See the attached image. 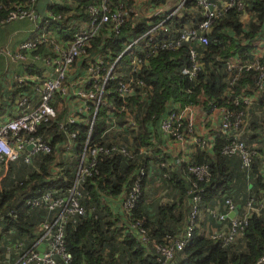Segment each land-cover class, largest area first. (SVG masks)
<instances>
[{"label": "trees", "instance_id": "obj_1", "mask_svg": "<svg viewBox=\"0 0 264 264\" xmlns=\"http://www.w3.org/2000/svg\"><path fill=\"white\" fill-rule=\"evenodd\" d=\"M150 1L157 6L164 0ZM36 2L33 4L34 11ZM97 2L60 0V3L48 9L54 19L44 15L41 24L48 27L49 33L57 38V43L68 42L80 30L92 29L87 9ZM239 3L240 9L234 5L212 21L206 34V45L182 44L176 51H159L145 60L141 58L142 67L138 77L150 88L151 95L136 112L130 111V117L135 121L134 128L126 127V117L117 113L116 108L121 103L112 85L108 87L111 94L102 95V101L107 100L112 109L99 105L93 115V106L88 104V111L81 114L76 123L67 125L64 117L66 103L61 116L38 127L37 135L47 143L50 153L32 156L29 164L21 160V168L32 165L35 168L26 178L20 173L21 169L15 174L13 167L7 165V173L1 180L0 264L14 262V254L9 260L4 258L6 247L21 242L25 250L38 239L37 228L46 213L41 209L28 208L25 201L45 191L64 195L71 186L77 159L86 141L89 145L106 142L108 146L114 142L116 149H124L129 157L119 153L107 157L97 156L96 173L79 187L78 200L84 214L82 217L68 219L64 225L63 247L69 260L64 262L58 259V264H161L152 244H162L167 236L175 239L183 234L192 205L188 194L193 177L188 173V168L201 165L207 167L208 177L197 184L203 191L195 218L197 227L176 255L173 264H254L260 257H264V87L257 89V75L253 71H241L230 91L237 95L241 89H246L247 95L252 91H259V95L248 109L242 104L234 105L233 97L225 94L232 73H228L224 65L231 59L243 63L251 61L256 49L254 41L264 40V0H239ZM30 5V0H0V20L14 9H26ZM128 8L132 9V13L127 15L117 34H113L109 24L97 30L86 47V57L90 54L98 56L108 67L127 44L149 29L148 23L154 25L159 22V19L153 16L146 18L140 10L138 12L136 7L133 8V0H110L111 11L108 14ZM183 8L191 10L195 17H200L195 0L185 1ZM242 14L247 15L246 22L241 21ZM58 15L60 19H56ZM177 21L171 26L169 21L165 23L169 35L175 36L187 27L185 21ZM190 50L195 54L193 61L189 57ZM133 53H139V49ZM128 57L123 54L119 61L125 63ZM192 62L199 64L195 76L182 75L181 69H189ZM84 67L83 60L79 61V68ZM29 74H35V71L31 70ZM31 86H12L9 93L0 92V115L3 114L5 104L11 107L25 90H31ZM74 101V97L66 99V102ZM132 101L133 98H127L126 105L130 106ZM186 106H194L202 118L210 114L211 107L226 108L233 117L240 116L241 119L242 116L239 127L242 139L247 149L255 152L247 173L241 170L237 156L226 157L221 153L227 141L225 136L217 134L211 150L195 146L196 151L187 162L174 166L159 155V138H165L159 134L158 120ZM252 118L256 119V125L252 124L249 128L254 130H243ZM199 119H194L196 127ZM91 120L92 128L89 131ZM109 123H115L120 132L101 136ZM59 124L63 128H59ZM194 133L200 135L195 130ZM71 134H74L73 138ZM62 143L70 144L68 152L63 149ZM141 149L149 152L140 154ZM64 159L69 161L67 169L62 168ZM140 170L142 176L138 175ZM14 179L19 181L13 183ZM135 183L138 184L139 195L132 211L125 214L121 207L113 209L108 204L117 197L122 202L126 192ZM152 184L161 185V188L151 192ZM164 187L168 190L163 191ZM171 193L176 197L173 201L168 198ZM154 195L160 196L156 198ZM161 198L163 201L160 203ZM250 198L253 204L261 203V206L258 205L257 214L251 213L248 217L241 237L227 245L212 240V233L219 227L205 210L217 209L222 214L226 210L224 203L229 200L235 212L240 214ZM49 217H53V214ZM137 222L148 239L146 247L131 232V226Z\"/></svg>", "mask_w": 264, "mask_h": 264}, {"label": "built area", "instance_id": "obj_2", "mask_svg": "<svg viewBox=\"0 0 264 264\" xmlns=\"http://www.w3.org/2000/svg\"><path fill=\"white\" fill-rule=\"evenodd\" d=\"M35 1L30 0L31 5L26 9L16 8L14 11H10L3 20H0V25L26 20L32 25L31 27L35 33L33 39L20 43L14 52L0 47V58L9 64L18 65L27 62L29 67L35 64V74L15 76L13 79L15 86L21 88L28 82H32L31 80L34 77L33 88L31 86V90L18 96L15 101L16 110L12 118H0V180L3 169L7 167L9 162L16 161L19 154L22 155V162L29 164L32 156L50 153L47 143L37 135V129L40 125L47 124L56 117L61 116V110L56 115L57 106L54 107L55 103H62L61 106L63 107L67 103L64 117L67 125H72L79 120L81 114L88 111V104L93 106V115L99 105L112 109L113 107L110 103H107V100L102 101L103 94L106 96L111 94L108 87L112 85L121 103L116 108L117 113L126 117V127L134 128L135 121L130 117V111L136 112L138 107L140 108L151 95L150 88L146 87L138 77L142 67L141 58L145 60L159 51H176L182 44L204 46L207 44L206 34L212 21L221 17L223 12L234 5L238 9L241 8L239 0H195L200 11V17L198 18L200 20H196L190 27H184L175 36L169 35L165 23L181 11L184 2L187 1L181 0L175 10L160 19L157 24L148 23L149 29L127 44L121 54L106 67L100 57L91 54L86 57V47L94 34L97 33V30L103 25L109 24L113 34H117L127 15L132 13L131 8L123 11L116 10L112 14H108L111 11L110 0H97L96 4L87 9L90 19L89 25L92 29L89 31L80 30L68 42L59 44L57 38L49 33L48 27L41 24V18L33 10ZM46 16L49 19H54L49 12ZM243 16L247 15L242 14L241 17ZM60 18L59 15L56 16V19ZM240 19L242 21V18ZM254 42L256 49L251 61L243 63L231 59L224 63L225 70L232 73V77L227 81V92L225 94L227 93L228 96L233 97L232 103L234 105L242 104L245 109H248L258 97L259 91H252L250 95H247L245 93L247 90L241 89L240 93L235 95L230 91V88L241 71H253L257 75V89L261 90L264 87V40L256 39ZM135 49H139V53L134 54ZM27 54L29 55L28 58H26ZM123 54L129 56L125 63L119 61L120 56ZM189 57L193 61L195 54L192 50L189 51ZM82 60L85 67L80 69L79 61ZM76 69L81 74L70 79L69 77L76 72ZM198 69L199 64L192 62L189 69L185 67L180 72L182 75L194 77ZM69 97H74L75 101H78L79 106L77 108L72 109L75 101L66 102ZM129 97L133 98V104L127 106L126 100ZM195 111L197 109L194 106H186L167 113L157 122L159 134L168 141L180 145L188 139L194 146L208 150L212 149L216 134L225 136L227 143L222 148L221 153L226 157L237 156L240 159L241 170L248 171L255 152L254 150H248L242 139V133L239 130L242 116L241 119L240 116L233 117V114L226 108L211 107L209 115L211 117L217 115L216 128L212 137L204 138L202 135H195L194 133ZM59 128H63L62 124H59ZM91 128L92 120L89 131ZM119 132L120 129L115 126V123H109L101 136ZM70 137L73 138L74 134H71ZM115 142L117 143V141ZM27 146H30V150L26 149ZM116 146L114 142H110L108 146L106 142L89 145L86 141L77 159L76 172L71 186L64 195L58 196L53 191H45L37 193L36 196L25 201L28 208L41 209L45 211L46 216L37 228L38 239L25 250L22 249L21 242L6 247L4 251L6 260H9L13 254L15 259L12 264H58V259L64 262L69 260V256L65 253L63 247V229L68 219L82 217L84 214L78 200L79 187L93 173H96L97 156L107 157L114 153L127 155L124 149H116ZM62 147L66 152L70 150L69 143L63 144ZM148 152V150L143 149L139 151L140 154ZM127 157H129V154ZM188 173L193 177L188 194L191 195L192 205L183 234L175 239L167 236L162 244H152V249L158 255L161 264H173L176 255L183 249L197 227L195 218L198 215V206L203 192L197 184L207 179L208 169L205 165L190 166ZM138 175L142 176L143 172L140 170ZM138 195L139 187L135 183L126 192L121 202L120 207L125 214L133 210ZM224 205L226 210L222 214L218 213L217 209H206L205 211L219 227L212 233L210 238L222 245H227L241 237L248 217L251 213L257 214L261 203L253 204V200L248 199L240 214L235 212L234 205L229 200H226ZM51 214H53V217H49ZM230 214H233L232 218L229 217ZM131 232L135 233L142 245L148 246V239L145 231L140 227V223H134L131 226ZM40 244H44L42 257H39L36 249ZM254 264H264V257H260Z\"/></svg>", "mask_w": 264, "mask_h": 264}, {"label": "crops", "instance_id": "obj_3", "mask_svg": "<svg viewBox=\"0 0 264 264\" xmlns=\"http://www.w3.org/2000/svg\"><path fill=\"white\" fill-rule=\"evenodd\" d=\"M181 0H164L159 5H153L151 4L150 0H133V8L136 7L138 9L137 11L143 13V16L146 18L153 16L157 19H162L164 16L169 15L172 13L175 8L177 7L178 3ZM60 3V0H37L35 5V11L39 15H46L48 12V9L54 5ZM183 11V12H182ZM182 15H187V17H182ZM243 22H246L248 20L247 16L241 17ZM189 19V20H188ZM180 21H185L184 24L187 25V27L192 26V24L195 23L196 20H198L197 17H195V14L191 10H187L182 8L181 12H177L176 15L169 21L171 24ZM32 25L26 21V20H18L13 21L11 23H8L6 25L0 26V47L6 48L10 52H14L18 45L22 42H25L27 40H31L35 37L34 30L31 27ZM255 53V51H254ZM253 53V54H254ZM252 54V55H253ZM29 55L27 54L28 58ZM35 71V64L32 65V67H29L26 63H21L18 65H12L7 63L5 60L0 58V92L9 93L13 87L14 84V77L15 76H21V75H33L29 74V71ZM78 74H81L77 69L76 72L71 75L69 78L73 79ZM32 82H28L27 84L32 85L35 83V78L33 77ZM27 84L25 86H27ZM16 87V86H15ZM24 88V86L22 87ZM26 92L28 91L25 90ZM21 94V93H20ZM24 94V92H23ZM14 100L11 107H9L7 104L3 106L5 109H3V114L0 115L1 117L6 118H12L14 115V112L16 110V104ZM79 106L78 101H75L74 106L72 109H75ZM201 114L198 111L194 112V119H199V122L196 125H194V130L197 134L202 135L204 138L213 135L214 129L216 128V120L217 115H212V117L209 115L205 118H202ZM160 143L158 149H160V156L164 159H168L171 164L178 165L180 162H187L189 158L195 153L196 149L195 146L186 139L182 145L178 143H173L171 141H168L167 139L159 138ZM7 173V167L3 169V175L1 180L5 177ZM0 180V181H1ZM108 204L111 205L113 209H120L121 202L120 198H116L113 201L108 202Z\"/></svg>", "mask_w": 264, "mask_h": 264}, {"label": "rangeland", "instance_id": "obj_4", "mask_svg": "<svg viewBox=\"0 0 264 264\" xmlns=\"http://www.w3.org/2000/svg\"><path fill=\"white\" fill-rule=\"evenodd\" d=\"M38 16L40 17V18H43L44 17V15H39L38 14ZM60 104V105H59ZM61 104L62 103H55L54 104V107L56 108V106H57V108H56V115L59 113V111L61 110H63V106H61ZM252 124H255L256 125V119L255 118H252L251 120H248L247 121V124H245V126H244V129L243 130H245V129H247L248 131H253L254 129H252V128H249V126H251ZM21 157H22V155L21 154H19V157H18V159L16 160V161H13V162H9L8 163V165H10V166H12L13 167V171H16V172H14L15 174L20 170V173H22L24 176H25V178L27 177V175L28 174H30L32 171H34V166L32 165H30L31 167H27V168H21V164L20 163H22L21 162ZM36 163V162H35ZM66 164H69V161H67V160H65L64 159V161H63V164H62V168L63 169H67L68 167H66ZM35 167H36V165H35ZM56 168V167H55ZM7 169H8V166H7ZM57 169V168H56ZM58 170V169H57ZM75 170H76V167H75ZM7 177V176H6ZM9 178H11L12 179V177H9ZM11 179H9V180H11ZM21 181H23V180H25V179H20ZM15 181H19V180H13V183H15ZM2 182L3 181H0V190H1V187H2ZM161 188V185H154V184H152L151 185V192H154V190H156V189H160ZM168 190V188H166L165 189V187L163 188V191H167ZM156 196V198L157 197H159L160 195H154L153 197H155ZM163 198V197H162ZM160 199L159 201H160V203L163 201V199ZM168 198L170 199V200H172L173 201V199H176V197H174V194L173 193H171L169 196H168ZM189 210V209H188ZM210 221L209 220H207V223L209 224V226H210V223H209Z\"/></svg>", "mask_w": 264, "mask_h": 264}, {"label": "water", "instance_id": "obj_5", "mask_svg": "<svg viewBox=\"0 0 264 264\" xmlns=\"http://www.w3.org/2000/svg\"><path fill=\"white\" fill-rule=\"evenodd\" d=\"M26 149L30 150V146H27ZM188 197L191 198V195H189ZM229 217L232 218L233 214H230ZM36 249H37V252L39 253V257H42V253L44 250V244H40Z\"/></svg>", "mask_w": 264, "mask_h": 264}]
</instances>
